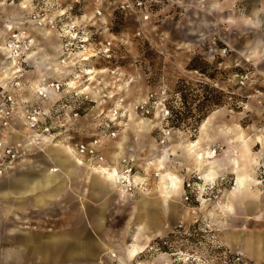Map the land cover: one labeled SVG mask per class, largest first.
Segmentation results:
<instances>
[{
  "label": "rangeland",
  "instance_id": "obj_1",
  "mask_svg": "<svg viewBox=\"0 0 264 264\" xmlns=\"http://www.w3.org/2000/svg\"><path fill=\"white\" fill-rule=\"evenodd\" d=\"M207 1L148 0L140 11L135 0H0V92L16 99L0 125V189L53 149L82 163L53 200L8 212L13 198L0 199V264H264L226 242L243 228L245 245L253 238L239 207L264 208L231 199L233 159L242 172L264 162L261 79L237 78L264 73V17L250 30L242 7L222 19ZM96 142V155L80 150ZM82 238L89 247L67 254Z\"/></svg>",
  "mask_w": 264,
  "mask_h": 264
},
{
  "label": "crops",
  "instance_id": "obj_2",
  "mask_svg": "<svg viewBox=\"0 0 264 264\" xmlns=\"http://www.w3.org/2000/svg\"><path fill=\"white\" fill-rule=\"evenodd\" d=\"M206 5L210 6L211 11L221 12L220 17L222 19H227V14L224 16L222 15V12L224 10L234 7L238 8L239 6L242 7L244 11L247 12V17H249L250 19L243 18L241 20L243 22L247 21L250 30H253L255 28H252L250 24L255 25L263 23V20L261 18L259 20L258 17H264V0H208ZM204 16L208 15L204 14ZM227 136L228 137L225 143L227 146H229V135ZM241 139L243 142H246L245 138L239 136V140ZM257 140L259 143L264 144V133L262 135H259ZM246 149L248 150L249 148L246 147ZM70 152L71 151L69 149H65L64 151L53 149L48 154L49 158L47 159V164H36L30 166V168L25 167L21 168L19 171L14 172L9 177L10 186L6 189H0V199L2 198V200L4 201V198H13L14 200L13 203H10L8 205L7 211L12 212V209H16V206H19L20 210L24 209L26 211L30 209L33 196L38 197L37 200H39L41 203H44L46 199H55L59 195V193L64 190V187L68 184V182L71 181V177L72 175H74V172L77 171L80 166H82V163H78L77 161L72 160V155ZM243 156L245 157V154H243ZM233 160L235 162V164H233L235 172L237 174L238 185L231 192V199H233V197L238 198L240 196H242V198L251 196L254 200H256L257 198L264 199V172L261 176H257L250 172L252 170L254 171L256 168H258V166H261L264 169V162L262 164L259 162L261 165L252 163L251 165L246 166V171L242 172L243 167L240 165L239 159L235 158ZM255 161L257 162V160ZM92 173L95 176L101 177L100 175H98L95 169H93ZM240 177H243V179H241L242 182H244V185L241 184ZM105 182L107 183V181ZM111 185L118 186L116 184ZM226 208L230 213H234L236 209L232 204L226 205ZM237 215L243 217V219L245 220L244 224L246 222L253 223V238L248 239L245 245V237H242L245 230L243 228L242 230H239L238 236L227 238V244H229V242L237 243V246L242 249L249 258H252L257 262H264V208L256 209V207H253L252 211H246L245 208L239 207ZM2 222H4V214L1 217L0 213V224H2ZM11 231L14 232V230ZM77 231L79 232V230ZM81 231H84V229L81 228ZM141 232H143V226H141L140 233ZM82 240L83 238L80 240H75V247H79V245L82 249L86 246L89 247V242L79 243ZM136 242L137 241H135V245L139 246V244L137 245ZM40 247L44 248L46 246L43 245ZM40 247L38 249L39 252ZM80 247L73 252L67 253L66 251V253L75 254L78 250H81ZM48 253L49 252L47 251V254ZM5 256H8L6 258H9L10 256H13V254L9 253L7 250L5 252ZM69 262L70 261H68V263Z\"/></svg>",
  "mask_w": 264,
  "mask_h": 264
},
{
  "label": "built area",
  "instance_id": "obj_3",
  "mask_svg": "<svg viewBox=\"0 0 264 264\" xmlns=\"http://www.w3.org/2000/svg\"><path fill=\"white\" fill-rule=\"evenodd\" d=\"M97 2H100V0H97ZM148 0H135L133 4H131L134 8L137 10L143 11L147 8ZM129 0H125V3L123 7L126 6H131ZM144 16L145 20L149 19V15L147 14H142ZM244 15V14H243ZM13 42V41H12ZM15 42L12 43L14 45ZM238 80L240 81L241 85H246L247 83H253L256 82L255 79H261V86L260 88H256L255 94L256 97H258L259 103L261 105V108L263 110L264 114V73L256 74L253 73L252 71L250 72H243L241 74L237 75ZM258 81V80H257ZM20 86V82H16V86ZM15 105H16V99L12 94H6L5 91L0 92V125H9L12 121V119L15 116ZM41 112L35 110L30 112L27 115V121L28 125L31 129H35L37 126H39V121L41 118ZM3 142L0 141V147L3 146ZM97 144L98 142L92 144L90 147H86L85 145H81V151L91 154V155H96L97 154ZM6 153H8L9 156H12V159H16L19 155V151L15 149L14 146H9L6 149Z\"/></svg>",
  "mask_w": 264,
  "mask_h": 264
},
{
  "label": "bare ground",
  "instance_id": "obj_4",
  "mask_svg": "<svg viewBox=\"0 0 264 264\" xmlns=\"http://www.w3.org/2000/svg\"><path fill=\"white\" fill-rule=\"evenodd\" d=\"M243 16H245V15H243ZM102 167V166H101ZM101 167H99V168H101ZM107 168V167H106ZM108 169V168H107ZM118 172H117V170H115L114 171V173H112V175H114V176H117L118 174H117ZM122 176H123V178L121 179V185L123 186V188H124V190H126V187L128 186V183L130 184V183H132V180H131V178H129V176H126V175H123V174H121ZM107 177V176H106ZM113 177V176H112ZM118 177V176H117ZM172 183L174 184V185H176V181L172 178ZM241 181H242V179H241ZM115 184V183H114ZM119 185V184H118ZM242 185H244V182H242ZM244 188V187H243ZM179 194V193H178Z\"/></svg>",
  "mask_w": 264,
  "mask_h": 264
}]
</instances>
